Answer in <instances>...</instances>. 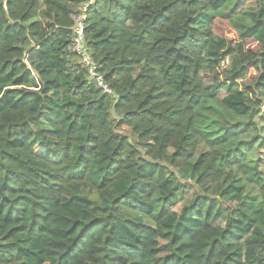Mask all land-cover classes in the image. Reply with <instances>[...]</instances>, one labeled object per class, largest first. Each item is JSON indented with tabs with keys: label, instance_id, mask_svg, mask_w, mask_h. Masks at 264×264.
Masks as SVG:
<instances>
[{
	"label": "trees",
	"instance_id": "obj_1",
	"mask_svg": "<svg viewBox=\"0 0 264 264\" xmlns=\"http://www.w3.org/2000/svg\"><path fill=\"white\" fill-rule=\"evenodd\" d=\"M89 2L0 0V264H264V174L247 210L216 165L260 132L190 162L196 110L218 93L221 110L264 122V0L203 29L227 0H92L84 38L110 94L70 51ZM181 171L230 184L176 211Z\"/></svg>",
	"mask_w": 264,
	"mask_h": 264
},
{
	"label": "rangeland",
	"instance_id": "obj_2",
	"mask_svg": "<svg viewBox=\"0 0 264 264\" xmlns=\"http://www.w3.org/2000/svg\"><path fill=\"white\" fill-rule=\"evenodd\" d=\"M254 7L255 0H227L222 9L210 13L197 25V27L203 29L207 26L209 20L214 17H226L241 9H253ZM74 61L77 62L76 59ZM223 65L227 66L228 63H223ZM222 95L223 93H218L213 99L204 101L196 110V150L190 162L194 163L201 155L218 154L220 149L216 148L217 143H224L223 146L226 145V147L230 149L229 145L233 146L234 143L238 144L240 140L242 142H249L255 134H259L260 132V136L250 145L244 143L235 151H230V165L229 163L226 164L224 161H218L216 163L218 168H224L226 173L230 171L233 175L240 178L241 184L243 185L241 204L244 205L245 209L249 210L253 207L251 198L258 193L260 188L259 178L264 174V147L260 145L261 138L264 135V122L258 116H255L253 122L250 123H248V120L245 118L237 120V118H234L230 113L221 110L220 98ZM263 111L264 108H262V112ZM257 123L260 125L262 123L263 127H260ZM213 146L215 148H213ZM222 151H225V149ZM170 153H172V151H170ZM173 171L175 172L174 169ZM176 175H179L180 184L183 185L182 187H178V189L184 188L186 191L184 196H182L183 199L175 207L176 211H179L183 206L187 205L197 192L200 195L207 196L209 199L221 201L222 198L220 195L222 191L230 184V180H228L226 176H223L217 183L209 184L205 189H201L195 185V174L191 175L185 171H181L179 173L176 172ZM81 194L91 197L86 188L81 189ZM226 206V203L221 205L223 210L226 209ZM122 208L127 219L135 223L153 227V222L148 214L139 210L130 209L124 204H122ZM225 214H227V212H225L224 215ZM223 223L224 216L216 222L218 225H223Z\"/></svg>",
	"mask_w": 264,
	"mask_h": 264
},
{
	"label": "built area",
	"instance_id": "obj_3",
	"mask_svg": "<svg viewBox=\"0 0 264 264\" xmlns=\"http://www.w3.org/2000/svg\"><path fill=\"white\" fill-rule=\"evenodd\" d=\"M92 4V0L87 4L80 5L72 15L73 25L71 27L72 43L70 51L74 55L81 69L85 72L89 84L99 88L104 93L110 94V87L105 82L100 72V66L94 60L84 38V23L86 20L87 8ZM228 63V61L224 62Z\"/></svg>",
	"mask_w": 264,
	"mask_h": 264
}]
</instances>
